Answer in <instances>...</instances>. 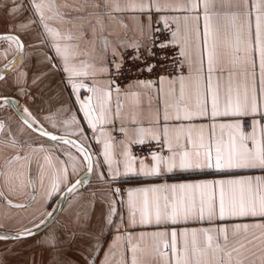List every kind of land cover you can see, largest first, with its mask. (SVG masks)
<instances>
[{
    "label": "crops",
    "instance_id": "0c3cea01",
    "mask_svg": "<svg viewBox=\"0 0 264 264\" xmlns=\"http://www.w3.org/2000/svg\"><path fill=\"white\" fill-rule=\"evenodd\" d=\"M139 0H55L63 17L55 15V9H44L48 27L59 36L47 33L33 16L30 0H0V32L14 31L24 40L26 51L22 64L0 80V94L15 95L33 116L44 126L60 133L71 134L86 143L93 151L95 164L92 176L87 184L75 191L67 200L55 223H62L57 234H49L39 241V264H102L111 248L110 264H121L127 259L130 264L132 253L127 237H133V243L140 242L143 264H167L153 253L151 233L157 231L204 230L217 227L228 229L226 251L232 252L233 264L243 260L244 264H262L264 258V230L251 228L248 233H234L236 225H252L259 218H225L209 222H179L176 224L136 225L129 224L128 193L139 188L158 187L182 183H201L204 181L228 179H264V170L260 169H216L194 168L174 169L158 176L140 174L141 161L151 167L152 153L168 156L169 148L164 136V128L169 129L173 138L180 136L181 143L187 149L193 144L199 145L203 135L205 143L214 144L223 136L227 140L230 130H221L220 124L242 122L243 117H211V94L207 88V52L205 45L204 21L190 22L185 26V12L152 9L140 12L129 7ZM180 0H160L162 6L174 5ZM246 6L244 0H232L231 7L216 6L208 45L216 43L215 72L212 78L213 89L218 91L221 107L228 90L233 97L239 93L243 98L245 88L251 94L252 59L257 65V95L259 98V57L243 53L233 56L226 45L235 46L237 30L234 25L251 19L254 29L255 10L251 3ZM99 5V7H96ZM119 5L121 11H116ZM251 10V16L245 15ZM239 13L233 20L231 13ZM172 24L171 40L179 45L183 62L187 67L184 73L173 77L161 76L157 83L150 81L132 82L122 88L111 87L109 62H122V52L128 46L146 47L150 42L154 27ZM173 33H176L173 36ZM71 36V39H67ZM6 41V40H4ZM0 43V65L14 52ZM15 45V44H14ZM56 46L62 50L56 51ZM67 50L65 58L64 50ZM203 61L204 79L197 94L196 69ZM193 76L190 77L189 64ZM75 73H86L75 75ZM229 73H234L229 79ZM247 73V75H245ZM184 79V98L181 99V79ZM73 85H83L77 89ZM96 89V92L91 91ZM108 93L109 95H105ZM205 103L208 115H193L183 118L185 107L196 113L197 99ZM91 102L93 115L103 118L93 128L82 104ZM179 108L181 119H175ZM165 115L168 119H165ZM251 118V124L253 117ZM264 111L254 114L259 123ZM17 122V123H16ZM215 125V129L212 128ZM243 125V124H242ZM140 129H144L141 133ZM244 129V127H243ZM245 132H250L245 130ZM159 136L167 152L156 151L146 155H136L134 141L156 140ZM259 128L257 135L259 136ZM112 145L111 162L105 159L104 143ZM249 147L251 143L249 142ZM130 153L132 167L136 170L125 174V164ZM87 160L77 147L49 140L30 130L20 119L7 120L0 134V228L24 229L40 217L48 208L50 200L61 192L86 168ZM117 170L119 174L117 175ZM115 177V178H113ZM55 185V190H54ZM4 194L25 206H14L5 202ZM171 195V193H169ZM151 198V194H149ZM138 205L142 204V194L137 195ZM115 214L109 216V206ZM112 223H108V221ZM139 220V212H137ZM116 225H119L117 229ZM121 239L117 240L116 237ZM164 238L162 237L161 240ZM170 240V236L168 237ZM191 237L189 236V240ZM22 240V239H15ZM181 238L178 236V247ZM198 241L203 246L202 234ZM220 243H224L223 239ZM164 251L169 253L170 249Z\"/></svg>",
    "mask_w": 264,
    "mask_h": 264
},
{
    "label": "snow or ice",
    "instance_id": "6c2138e0",
    "mask_svg": "<svg viewBox=\"0 0 264 264\" xmlns=\"http://www.w3.org/2000/svg\"><path fill=\"white\" fill-rule=\"evenodd\" d=\"M232 0H180L174 5L162 6L160 0H139L138 3L130 4L129 7L140 12H150L152 9L156 11H163L165 8H170L172 11H179L188 13L183 17L185 26L190 22L199 23L201 17L204 21V37L205 45L208 47L207 52V88L211 94V117H247L252 116L251 131L245 132L242 122L237 120L234 123L220 124L221 130L228 129L227 140L223 136L217 138L214 144V151L212 143H205L203 135L200 137L199 145L193 144L192 149H187L181 143L180 136L176 135L174 138L169 135V129L164 128V136L169 148L168 156H161L157 153H152L151 159L153 164L148 167L141 161L139 169L140 174L148 176H158L163 172H171L174 169H194V168H216V169H260L264 170V123H259L255 120L254 114L264 111V0H253L251 9L255 10V24L251 19H246L239 25H234L237 30V37L235 46L230 43L226 46L231 49L233 56L243 53L245 57L255 53L259 57V98L257 95V65L255 59H252V87L251 94L245 88L243 98L241 99L239 93L235 97L232 95V90L229 89L226 95L225 102L221 107L218 91L213 89L212 78L215 72L216 60V43L208 45V38L212 28L213 17L217 15L215 9L218 3L225 7H231ZM105 6L108 5V0H104ZM245 5L249 4V0H244ZM30 6L33 9V16L36 21L41 24L47 33L53 36H59L58 32L50 29L46 23L44 9L49 11L55 9V15L63 17L65 13H61L59 7L55 4V0H30ZM99 7V5H96ZM116 11H121L119 5L115 7ZM235 21L239 13H231ZM247 17L251 16V10L246 11ZM176 33H173L175 36ZM0 39L7 41H15L13 36H4ZM67 39H71L68 36ZM164 45H162L163 47ZM56 51L61 53L62 50L56 46ZM183 54V52H182ZM65 58L67 57V50H64ZM119 67V65L117 66ZM191 63L189 64V76H193L191 70ZM147 71H152L149 66ZM86 73H75L81 75ZM205 68L203 61L200 67L196 69L195 78L197 86V94L199 96V86L204 79ZM234 73H229L231 79ZM247 75V73H245ZM83 85H73L74 89L82 87ZM96 92V89H91ZM105 95H109L105 93ZM181 99L184 98V79H181ZM5 103L7 101L5 100ZM85 116L88 118V123L95 128L96 124L103 118H96L93 115L91 102L82 104ZM196 113H192L187 107L183 109V118L190 119L193 115L205 116L208 115V109L205 103H202L199 98L196 104ZM180 109L177 108L175 119H181ZM165 119L168 116L165 115ZM264 120V117L261 118ZM31 126V125H29ZM3 125H0L2 128ZM215 125L212 128L215 129ZM259 128V136L257 129ZM143 133L144 129H140ZM153 139L159 140V136L153 134ZM53 141L58 137L51 136ZM60 139H63L62 137ZM134 142L144 143V141L137 140ZM249 142L251 147H249ZM64 143H70L65 140ZM112 145L109 142L104 143V156L106 160L111 162ZM84 155L91 160L87 151L80 147L79 149ZM125 155L129 157V162L125 164V174L136 171L131 164L130 153L127 151ZM91 165L89 171H91ZM117 175L119 174L117 170ZM115 178V177H113ZM83 181L78 180L69 192H74L79 184ZM55 190V185H54ZM171 193V195H169ZM142 194V204L138 205L137 195ZM151 194V198L149 197ZM128 208H129V224L136 225H167L169 223L176 224L179 222H188L189 220L204 221L207 219L212 222L215 219L223 220L225 218H259L264 221V179H228L204 181L201 183H182L173 185H161L158 187L139 188L128 193ZM115 209L109 206V216L115 214ZM137 212H139V220H137ZM108 223H112L110 220ZM40 226H38L39 228ZM119 229V225H116ZM251 228L264 230V222H257L252 225L243 224L236 225L233 228L234 233L244 232L248 233ZM34 234L32 230L26 229L23 233L18 234L16 238L21 235L28 236ZM203 236V246L198 241V236ZM153 241V253L161 258V261H167V264H233L232 252L226 251L228 242V229L226 227H217L215 232L212 228L204 230H185L177 233L176 231H157L150 234ZM170 236V240L168 237ZM178 236L181 238L178 247ZM189 236L191 239L189 240ZM164 238L161 240V238ZM0 238H3L0 236ZM121 239L120 236L116 237ZM145 235L139 237V242L133 243V237H127V242L132 253L130 264H143L140 253L143 251L140 242L144 241ZM223 239L224 243H220ZM170 249L169 253L164 251ZM112 255L111 248L109 254H106L105 261L102 264H110V257ZM121 264H128L127 259H122ZM235 264H244L243 260H236ZM264 264V258H262Z\"/></svg>",
    "mask_w": 264,
    "mask_h": 264
},
{
    "label": "built area",
    "instance_id": "2783aa9c",
    "mask_svg": "<svg viewBox=\"0 0 264 264\" xmlns=\"http://www.w3.org/2000/svg\"><path fill=\"white\" fill-rule=\"evenodd\" d=\"M172 29V24L155 26L148 46L141 48L128 46L123 50L119 67L112 58L109 62L111 87L122 88L132 82L157 83L161 76L173 77L184 73L187 67L183 62L179 45L170 38ZM149 66L152 67V71H147ZM242 124L245 130H249L251 118L243 117ZM143 141L144 143L133 144L132 148L136 155L142 156L156 151L167 152L160 140Z\"/></svg>",
    "mask_w": 264,
    "mask_h": 264
},
{
    "label": "water",
    "instance_id": "95a60500",
    "mask_svg": "<svg viewBox=\"0 0 264 264\" xmlns=\"http://www.w3.org/2000/svg\"><path fill=\"white\" fill-rule=\"evenodd\" d=\"M4 36H13L16 38V40L13 41L16 49H15L14 53L5 62H3L0 65V80L3 79L4 77H6L11 72H13L14 70H16L22 64V62L25 59V51H26L25 42H24L23 38L18 33L14 32V31L0 32V37H4ZM2 41H4V40L0 39V43ZM5 100L7 101V103H5ZM1 103L7 104L10 107L11 111L17 116V118L20 119V121L23 122L33 132H35V133H37V134H39V135H41V136H43L49 140H52L51 136L55 135L58 137V139L55 140V142L64 143L65 140L70 141V143H67V144L73 145V146L77 147L78 149H80V147H83L87 151L88 156L91 157V160L89 161V159L85 156L86 160H87L86 168L84 169V171L81 174H79L72 182H70L59 193L55 203L52 206V208L50 209V211L48 212V214L44 217V219L42 221H40L39 223H37L31 227H27V228L20 229V230H11V229L0 228V236H2L4 239H14V240L15 239H25V238H29V237H32L34 235H37V234L43 232L44 230L49 228L56 221V219L58 218V216L62 212L68 198L75 191H77L79 188H81L82 186H84L85 184H87L89 182V180L92 176V173H93V169H94L95 157H94L92 149L86 143H84L82 140L77 138L76 136L71 135V134L56 132V131L44 126L42 123H40L15 95L0 94V104ZM5 124H6L5 119L0 118V125H3V127L0 128V134H1ZM29 125H31V126H29ZM61 137L63 139H60ZM90 165H91V169H92L91 171H89ZM78 180H82L83 182L77 186V188L74 192H69L68 189L71 188L72 185L75 184ZM2 195L4 196L5 202H7L10 205H14V206H25L26 205V203L14 202V201L10 200L8 197H6L4 194H2ZM38 226H40V227L38 228ZM26 229L32 230V232L34 234L28 235V236L21 235L20 238H16L18 234L23 233Z\"/></svg>",
    "mask_w": 264,
    "mask_h": 264
},
{
    "label": "rangeland",
    "instance_id": "374dc122",
    "mask_svg": "<svg viewBox=\"0 0 264 264\" xmlns=\"http://www.w3.org/2000/svg\"><path fill=\"white\" fill-rule=\"evenodd\" d=\"M5 48L12 49L11 45L16 49L13 41H4ZM15 51V50H14ZM14 53V52H13ZM0 118L8 120H16L17 116L11 111L10 107L5 104H0ZM17 123V122H16ZM6 125V124H5ZM60 193V192H59ZM56 194L49 202L48 208L45 212H41L40 217L32 222L27 227H31L44 219V217L48 214L53 204L55 203L57 196ZM62 223H55L50 229L38 235L34 238L30 239H22V240H14V239H4L0 238V264H39L38 262V245L39 241H44L49 236V234H57L56 231L62 229ZM26 227V228H27Z\"/></svg>",
    "mask_w": 264,
    "mask_h": 264
}]
</instances>
